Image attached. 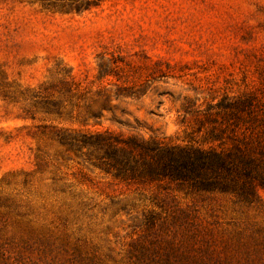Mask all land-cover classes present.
I'll use <instances>...</instances> for the list:
<instances>
[{"label":"rangeland","instance_id":"obj_1","mask_svg":"<svg viewBox=\"0 0 264 264\" xmlns=\"http://www.w3.org/2000/svg\"><path fill=\"white\" fill-rule=\"evenodd\" d=\"M242 99L263 129L264 0H0V264H264V188L125 180L80 142L218 147Z\"/></svg>","mask_w":264,"mask_h":264},{"label":"trees","instance_id":"obj_2","mask_svg":"<svg viewBox=\"0 0 264 264\" xmlns=\"http://www.w3.org/2000/svg\"><path fill=\"white\" fill-rule=\"evenodd\" d=\"M229 108L232 111L229 117L236 119L213 134V140L222 142L218 147L172 144L140 135L122 137L108 130L83 136L80 142L100 149L106 170L122 179H170L191 191L230 192L250 204L259 188H264V128L237 129L241 128L237 122H246L245 116L258 115L250 99L231 101ZM228 142L231 146H224ZM195 217L188 209H178L172 214L173 221L179 223H193ZM182 256L201 264L194 255L182 253Z\"/></svg>","mask_w":264,"mask_h":264}]
</instances>
